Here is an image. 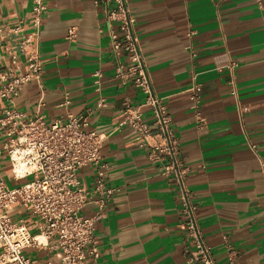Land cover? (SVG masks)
<instances>
[{"label": "crops", "instance_id": "1", "mask_svg": "<svg viewBox=\"0 0 264 264\" xmlns=\"http://www.w3.org/2000/svg\"><path fill=\"white\" fill-rule=\"evenodd\" d=\"M37 46L40 86L24 83L13 101L0 98L23 119L46 123L85 116L103 137L105 186L113 192L95 225L99 256L88 264H199L188 233L183 191L172 168L183 172L188 203L213 264H264V0H124L126 16L152 91L167 108L172 152H159L142 134L120 125L126 102L142 105L132 77L116 75L128 53L116 56L107 28L105 0H43ZM33 0H0V87L10 56L32 29ZM115 29L118 19L110 21ZM76 37L68 38V29ZM15 28L18 30L15 31ZM100 29V30H99ZM12 67L24 66L23 58ZM99 72L101 76H96ZM96 80L98 82H96ZM198 85L199 117L189 88ZM103 99L104 105L97 102ZM142 120L156 133L153 111ZM0 129V181L13 188L32 176L15 177ZM153 142L162 141L156 136ZM95 168L80 167V185L90 188ZM13 222L38 233L40 220L21 204L8 207ZM89 202L81 213L90 215ZM32 260L55 259L44 247L24 249Z\"/></svg>", "mask_w": 264, "mask_h": 264}, {"label": "built area", "instance_id": "2", "mask_svg": "<svg viewBox=\"0 0 264 264\" xmlns=\"http://www.w3.org/2000/svg\"><path fill=\"white\" fill-rule=\"evenodd\" d=\"M112 7L107 11V28L113 52L118 57L127 52L131 62L128 67L118 60L116 75L126 79L132 77L134 85L140 89L145 99L142 105L132 108L126 102L120 125L127 124L138 130L144 141L156 151L171 153L174 146L170 118L161 98L154 95L146 70L142 64L136 39L130 28L131 20L126 16L124 0H105ZM43 0H33L31 8L32 29L21 36L11 53L10 63L3 77L5 83L0 87V98L13 101L24 83L41 82L42 64L37 46L38 29L41 24ZM118 19L117 29L110 23ZM18 30L15 28V31ZM100 30V29H99ZM1 32V30H0ZM76 37V29H68V38ZM2 35L0 34V43ZM23 58L24 66L15 73L12 69ZM96 76H101L99 72ZM96 82H98L96 80ZM191 107L199 117L200 94L198 85L189 88ZM97 105L103 106L100 99ZM142 106H149L154 115L156 133L143 122ZM23 113L14 108H6L0 115V129H4L10 139L4 144L15 177L32 176L30 180L6 188L0 181V264H88L95 263L99 256L95 225L104 215V208L113 189L105 186L107 164L101 154L103 137L88 128L85 116L69 115L67 121L46 123L43 116L34 115L23 119ZM158 137L162 142L152 141ZM91 164L95 168L93 184L90 188L80 185L77 171ZM172 168L183 191L184 209L188 216L189 237L195 249L189 261L199 260V264H213L208 247L200 237L193 215V207L188 203L182 182L183 172L173 162L165 169ZM89 202L95 205L90 215L81 210ZM21 204L39 220L38 233H30L23 223L13 222L8 215V207ZM44 247L56 252V258L32 260L26 256L28 247Z\"/></svg>", "mask_w": 264, "mask_h": 264}]
</instances>
